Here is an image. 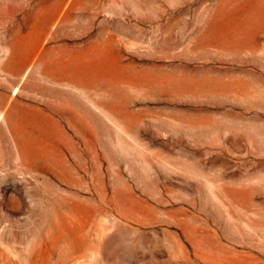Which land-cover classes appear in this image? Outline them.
<instances>
[{
    "label": "rangeland",
    "instance_id": "rangeland-1",
    "mask_svg": "<svg viewBox=\"0 0 264 264\" xmlns=\"http://www.w3.org/2000/svg\"><path fill=\"white\" fill-rule=\"evenodd\" d=\"M75 1L0 0V264H264V0Z\"/></svg>",
    "mask_w": 264,
    "mask_h": 264
},
{
    "label": "bare ground",
    "instance_id": "bare-ground-1",
    "mask_svg": "<svg viewBox=\"0 0 264 264\" xmlns=\"http://www.w3.org/2000/svg\"><path fill=\"white\" fill-rule=\"evenodd\" d=\"M58 206L59 204L56 201L52 202L49 205L50 213L49 216H47L48 218H45V220L41 224L43 225V227H48L49 229H56L57 222L55 218L60 216L62 217L63 215L61 211H58ZM40 215L42 217V213ZM63 217H65V215H63ZM91 219L92 217H89L85 224L79 226L76 239L60 237L57 234L53 236H45V243H50V247L48 249V256H52L51 258L54 260V264H81L78 260L85 259L88 252L92 248Z\"/></svg>",
    "mask_w": 264,
    "mask_h": 264
},
{
    "label": "crops",
    "instance_id": "crops-1",
    "mask_svg": "<svg viewBox=\"0 0 264 264\" xmlns=\"http://www.w3.org/2000/svg\"><path fill=\"white\" fill-rule=\"evenodd\" d=\"M93 1V0H92ZM95 2V1H93ZM66 3V0H58V2H55V4L52 6V8L49 9L50 13H56L59 14L60 12H62V7L63 5ZM92 4V2H90V0H76L73 3V6L75 7H79V8H84L86 6H90ZM69 6V4H68ZM71 11V10H70Z\"/></svg>",
    "mask_w": 264,
    "mask_h": 264
}]
</instances>
